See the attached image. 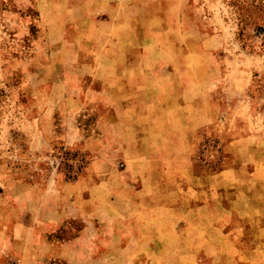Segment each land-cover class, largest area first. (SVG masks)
Wrapping results in <instances>:
<instances>
[{
  "label": "rangeland",
  "instance_id": "obj_1",
  "mask_svg": "<svg viewBox=\"0 0 264 264\" xmlns=\"http://www.w3.org/2000/svg\"><path fill=\"white\" fill-rule=\"evenodd\" d=\"M254 9L264 26V0H0V264H135L134 201L174 206V264L219 263L177 255L199 204L264 236Z\"/></svg>",
  "mask_w": 264,
  "mask_h": 264
},
{
  "label": "crops",
  "instance_id": "obj_2",
  "mask_svg": "<svg viewBox=\"0 0 264 264\" xmlns=\"http://www.w3.org/2000/svg\"><path fill=\"white\" fill-rule=\"evenodd\" d=\"M149 187L151 189L147 191L148 194L157 193L158 190H154L156 186L146 183L141 185V191H146ZM132 207L136 216L129 217L120 225L134 232L132 237L136 240L137 250H135V256L138 258L135 264H174V260L171 259L174 252L170 249L169 243L176 238V234L169 228H173L175 225L171 221L157 216V210H172L174 206L168 202L159 204L157 201H150L138 204L134 201L128 203L129 210ZM209 208H212V203L199 204L197 230L190 231L188 228L192 227L187 226L183 234V239L186 242H196L198 249L188 248L187 244L186 248L177 249L178 256L185 258L212 256L219 262L218 264H239V262L253 264L254 257L264 256V236L261 232L256 235L250 234L252 237L250 238L246 225L242 227L238 225L237 232L240 233V237L231 239L227 235L222 236L221 228L220 230L217 229L219 226L207 213ZM190 220L188 219V221ZM188 221L186 220L183 225H187ZM160 225L166 226L164 227L166 231H159ZM123 236H127L128 241L131 239L129 235L124 234ZM221 236L228 237L226 241L232 244L233 250L229 251L223 248L224 238H221Z\"/></svg>",
  "mask_w": 264,
  "mask_h": 264
},
{
  "label": "trees",
  "instance_id": "obj_3",
  "mask_svg": "<svg viewBox=\"0 0 264 264\" xmlns=\"http://www.w3.org/2000/svg\"><path fill=\"white\" fill-rule=\"evenodd\" d=\"M260 9V8H259ZM261 15L257 12V10H253L251 12V14L249 15V20L246 22V24L244 26H246L247 24H254L255 23V26H254V30L257 32L256 35L257 36H260L262 34V32H264V26L262 24H256L257 20L260 17ZM244 33V30H242L240 32V34H243ZM255 76H258L257 74H255ZM264 88V85L262 84V79H257V83H256V89L257 91H262ZM50 264H63V263H50Z\"/></svg>",
  "mask_w": 264,
  "mask_h": 264
}]
</instances>
